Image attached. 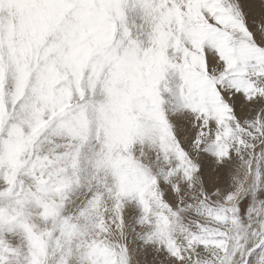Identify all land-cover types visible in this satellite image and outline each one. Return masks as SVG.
I'll return each instance as SVG.
<instances>
[{
  "label": "snow or ice",
  "instance_id": "1",
  "mask_svg": "<svg viewBox=\"0 0 264 264\" xmlns=\"http://www.w3.org/2000/svg\"><path fill=\"white\" fill-rule=\"evenodd\" d=\"M0 264H264V0H0Z\"/></svg>",
  "mask_w": 264,
  "mask_h": 264
}]
</instances>
